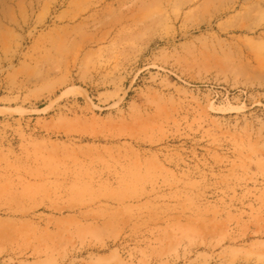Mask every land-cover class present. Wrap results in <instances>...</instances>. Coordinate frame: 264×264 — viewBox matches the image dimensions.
Wrapping results in <instances>:
<instances>
[{
    "label": "rangeland",
    "instance_id": "374dc122",
    "mask_svg": "<svg viewBox=\"0 0 264 264\" xmlns=\"http://www.w3.org/2000/svg\"><path fill=\"white\" fill-rule=\"evenodd\" d=\"M0 264H264V0H0Z\"/></svg>",
    "mask_w": 264,
    "mask_h": 264
}]
</instances>
